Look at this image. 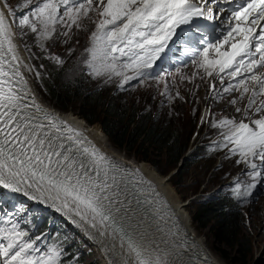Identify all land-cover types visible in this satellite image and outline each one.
<instances>
[{"label": "snow or ice", "instance_id": "1", "mask_svg": "<svg viewBox=\"0 0 264 264\" xmlns=\"http://www.w3.org/2000/svg\"><path fill=\"white\" fill-rule=\"evenodd\" d=\"M208 2L24 0L23 7L31 10L18 26L37 34L39 42L51 39L57 24L67 29L62 33L67 37L73 26L82 28V18L97 15L84 63L94 77H119L123 89L150 75L182 26H192L198 17L214 18L210 9L205 12ZM228 2L234 7L221 35H202L196 42L202 47L186 44L183 51L197 69L193 78L200 70L222 86L227 78L222 92L211 86L214 99L233 92L239 96L231 105L247 99L243 108L236 107L243 119L212 121V127L221 129L220 147L231 145L237 163L250 169V182H237L232 189L237 198L247 199L264 182V0ZM15 16L8 0H0V205L11 203L13 208L0 209V264H60V245L42 251L37 244L42 237L33 238L20 227V220L35 210L16 201L17 195L63 216L100 248L107 264H211L206 256L203 262L198 258V245L139 169L113 158L84 129L37 102L21 71ZM52 58L63 64L60 57Z\"/></svg>", "mask_w": 264, "mask_h": 264}, {"label": "rangeland", "instance_id": "2", "mask_svg": "<svg viewBox=\"0 0 264 264\" xmlns=\"http://www.w3.org/2000/svg\"><path fill=\"white\" fill-rule=\"evenodd\" d=\"M8 2L11 6H13L14 10H16L15 20L17 23H15V27L21 45L23 49L26 50V53H28V59L31 57V60L29 59L30 62H28V66L32 69L29 71V76L37 91L35 88L34 90L36 91L37 96H41L44 99L42 100L40 97L38 98L43 105L54 107L55 105L48 98L46 93L48 80H50L49 77L51 76L50 62L54 61L52 57H56L59 52L65 54L67 49L73 48L77 57L73 65L68 70L75 74L82 64L87 66L84 63V61L88 58L86 49L91 47L90 36L91 32L95 30V24L92 23V20H98L99 17L90 13V18H82L79 21L82 28L78 29L73 26L67 37L62 35V33L67 29L64 26L57 24V31L51 39L41 40L38 42L37 34L32 33L28 28L22 29L18 26L20 17L27 14L31 8H24L23 5L22 7L15 8L16 2H24V0H8ZM23 33L27 34L24 35ZM41 44L43 47H41ZM184 46L185 43L182 44L183 48ZM198 46L202 47L201 45ZM182 54L186 61L182 60V57L179 56V58H174V61H177V63L170 61L168 63H163L157 70L152 71V69H150V75L144 78L146 81L142 79V82L141 80L130 81L128 86H126L127 88L125 90L124 97L126 102H133V104L137 103L138 107L150 109L152 115H161L163 119L167 121L169 120L171 123L175 124L179 136H181L183 140L185 139L187 141V150L190 151L194 146L202 144L199 142V139L202 140L203 135H205L206 132L208 133L211 130H216L215 132H217L220 130L219 128L212 127L213 120L219 121L224 117L235 118L237 121L242 119L243 115L242 113L236 112V107L243 108L247 99L245 98L244 101L239 102L235 106L231 105L229 101L238 97L239 92L223 94V99L220 100L214 99V92L211 87L212 85L210 84V77L205 76L202 70H200V72L193 78V73H196L197 69L192 64L191 57L186 55L183 50ZM88 72H90L89 69ZM37 73H39V76H37ZM85 75H87L84 76V83L86 85L100 86L102 83L105 84L108 87V96L110 94L114 95V90L118 89L120 82L119 77H113L109 80L106 76L94 77L88 73ZM182 76L187 77V79H182ZM202 76L203 79L201 78ZM227 81V78H225V84L222 86L218 80V83L215 85V90L217 92H222V88L227 85ZM165 83H167L168 86V94H165ZM177 92H179V96H177ZM169 96L172 98L169 99ZM205 105H207V107L211 106V109L209 117L203 121L201 114L205 109ZM77 106V103L73 104L75 113L72 111H62L56 108V106L54 108L63 113H72L83 120L79 115H77ZM200 121L203 123L201 126H199ZM214 133H212V135ZM105 137L108 139L106 134ZM213 137L212 140L215 139L219 142L223 141L222 134L215 136L214 139ZM108 142L111 145V148L115 150V153H120L119 155L131 159L135 163L137 162L138 165L145 163L153 169V172L158 176H164L167 183L173 189L174 195L182 202L183 206L187 199L193 198L183 209L186 211L191 220V226L194 232H190V234L192 236L195 234L197 237L202 238L205 242L204 245L206 247V251L214 255L219 262L222 264H231L229 259L221 258L215 250L220 247L223 248L224 246H219L218 244L213 243V238L208 228L205 227L202 229L196 227V223L192 219V214L195 211L196 205L203 200L213 197L217 192L216 190H226L228 186L226 183L232 180L250 178L246 174L250 171L247 165L245 163H237L239 156L232 155L229 152L231 145H229V147L220 148L216 152L207 155V157H200L185 175L182 174L181 178L171 180V176L168 177V174L172 171L171 169V171L168 170L169 172H160L150 162L138 160L137 156L128 154L122 148L115 147L109 139ZM186 155L187 151L184 154V157ZM156 156L151 157L156 159L161 158L162 161L165 160L164 153ZM258 161L259 160L255 162L257 163ZM22 199L25 200L23 201ZM22 199L19 200L27 202L25 197H22ZM237 199L240 201L243 212L241 230L245 235H249L253 245V256L250 264H256L257 262L264 263V182H262V185H258L253 197H250L247 200L244 198ZM19 200L16 199V201L21 202ZM31 202L32 201L29 203ZM23 204L29 208L32 207V205L29 206L28 203ZM0 209L9 212L13 211L11 203L0 205ZM57 216H54V218H57V220L59 219L64 224L62 230L66 237L70 240V243H76L78 250L83 253H86L87 250L91 251L90 254L86 256L83 264H92L93 261L101 263V261H99L101 258L99 254L100 248L91 240L86 238L80 230L71 225L63 216ZM17 219L19 220L20 218L17 217ZM180 219L182 224L183 217H180ZM25 221L26 216L24 219L20 220V223H25ZM225 249L227 250V248ZM44 250L46 249H42V251Z\"/></svg>", "mask_w": 264, "mask_h": 264}, {"label": "trees", "instance_id": "3", "mask_svg": "<svg viewBox=\"0 0 264 264\" xmlns=\"http://www.w3.org/2000/svg\"><path fill=\"white\" fill-rule=\"evenodd\" d=\"M18 6L19 2L15 3V8ZM57 56L63 60V64H58L55 60L50 62L51 76L46 88L48 98L53 104L62 111L75 113L73 104L77 103V115L87 124L102 130L115 147L137 156L138 160L150 162L160 172L178 169L171 176V180L185 175L200 157H207L221 148L222 143H206L216 131L211 130L199 140L202 144L194 146L184 157L187 141L179 136L175 124L163 119L161 115H152L150 109L138 107L137 103L126 102V86L123 89L118 87L114 90V95L108 96V87L105 84L86 85L84 76H87L85 74L88 71L83 64L75 74L68 70L77 57L74 49H67L65 54L59 52ZM162 153L165 155L164 161L151 157ZM237 182L247 184L250 178L231 182L226 190H218L213 198L198 203L192 219L196 227L208 228L213 243L227 248L215 249L221 258L229 259L231 264H250L253 256L252 241L241 230L242 207L240 201L232 195V189ZM63 226L60 220L40 211L26 215L25 223H20V227L27 230L33 238L42 237L37 241L41 250L46 249L47 245H60V264H83L85 253L69 242L63 233Z\"/></svg>", "mask_w": 264, "mask_h": 264}, {"label": "bare ground", "instance_id": "4", "mask_svg": "<svg viewBox=\"0 0 264 264\" xmlns=\"http://www.w3.org/2000/svg\"><path fill=\"white\" fill-rule=\"evenodd\" d=\"M12 28H13V32L16 34L15 37H14V43L17 45L18 54H19V56L21 57V59L23 61V65H27L28 66V64H29L28 62H30V61L28 59V55H27L26 51L23 49V47L21 45V42H20L19 37L17 35L16 27H15L14 24L12 25ZM187 32L189 33L190 37L193 35L192 32H190V31H187ZM26 57H27V59H26ZM23 65L21 66V70H22L25 78L28 81V86L32 90V93L36 96L37 102L43 105V103H41L38 98L40 97L42 100H44V99L41 96H37V94H36L37 90H36V88L34 86L33 81L31 80V78L29 76L28 67H24ZM34 88H35L36 91L34 90ZM43 106L47 107V109L52 110L53 112L57 113V115H63V117L69 123L73 124L74 126L84 129L86 131V133L88 134L89 138L92 139L97 144L98 147H100L104 152H106L107 154H109L113 158L121 161L123 164L131 167L132 169H139L140 172L143 174V176L148 181H151V183L155 186L156 191L159 192L167 200L168 204L174 210V212H175L176 216L179 218L180 222H181L180 217H183V220H182L183 222H182L181 225H182L183 229L186 231V233L189 235V237L191 239L194 238L195 239L194 240L195 243L200 248L203 247L204 249H206V247L204 245L205 242H204V240L202 238L197 237L195 234H194V236H192L190 234V232H194V231L192 229L191 220H190L189 216L187 215L186 211L183 210L185 208V205L183 206L182 202L180 200H178V198L174 195L173 189L167 183V180L165 179L164 176H158L156 173L153 172V169H151L145 163H142V164L138 165L137 162L135 163L133 160L119 155L120 153L119 154L115 153L114 152L115 150L113 148H111V145L109 144L108 139L105 137V134L103 133V131L98 129L97 127H95L93 125H90V124H87L85 121L83 122V120H81L77 116L73 115L72 113H63L60 110L56 109L57 107L54 108L55 106L54 107L45 106V105H43ZM201 124H202V121H200L199 125H201ZM22 197L17 195L15 197V199L19 200V199H22ZM22 200L24 201L25 199H22ZM22 200H19V201L23 202ZM29 202L30 201L27 200V202H25V203H28L29 206L34 205V206H36L35 208H39V209L40 208H42V209L45 208L42 205H39V204H37L35 202H31V203H29ZM57 215H60V214L57 213ZM99 254L104 256V254L101 252L100 249H99ZM206 257L211 261V264H222L211 253H209V254L207 253ZM93 263H95V261H93ZM97 264H99V263H97ZM105 264H107V261H105Z\"/></svg>", "mask_w": 264, "mask_h": 264}, {"label": "water", "instance_id": "5", "mask_svg": "<svg viewBox=\"0 0 264 264\" xmlns=\"http://www.w3.org/2000/svg\"><path fill=\"white\" fill-rule=\"evenodd\" d=\"M22 71V70H21ZM23 73V72H22ZM42 105V104H41ZM43 106V105H42ZM44 107V106H43ZM46 109H47V107H45ZM47 110H49V109H47ZM49 111H51V112H53L52 110H49ZM54 114H56L57 115V113H55V112H53ZM60 117H62V118H64L63 117V115H59ZM65 119V118H64ZM83 119V118H82ZM84 120V119H83ZM85 121V120H84ZM86 122V121H85ZM71 124V123H70ZM180 163H181V160H180V162L178 163V166L180 165ZM125 165V164H124ZM127 166V165H126ZM127 167H129V166H127ZM129 168H131V167H129ZM178 169H175V170H173V171H171L169 174H168V177H170V176H172L176 171H177ZM162 196V195H161ZM163 197V196H162ZM164 198V197H163ZM165 199V198H164ZM193 199V198H192ZM192 199H187L186 201H185V206L188 204V202L189 201H191ZM188 235V234H187ZM188 237H189V235H188ZM192 240L194 241V239L192 238ZM195 242V241H194ZM198 248H199V250H201L200 252H201V255L203 256V257H205L206 256V254L208 253L207 251H206V249H204L203 247L202 248H200L199 246H198ZM209 254V253H208Z\"/></svg>", "mask_w": 264, "mask_h": 264}]
</instances>
